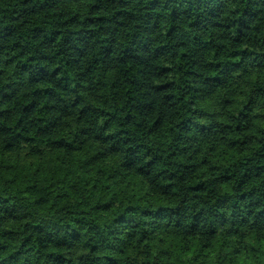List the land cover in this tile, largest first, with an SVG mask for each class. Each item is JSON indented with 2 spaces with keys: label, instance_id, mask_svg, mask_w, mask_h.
<instances>
[{
  "label": "trees",
  "instance_id": "1",
  "mask_svg": "<svg viewBox=\"0 0 264 264\" xmlns=\"http://www.w3.org/2000/svg\"><path fill=\"white\" fill-rule=\"evenodd\" d=\"M0 264H264V0H0Z\"/></svg>",
  "mask_w": 264,
  "mask_h": 264
}]
</instances>
